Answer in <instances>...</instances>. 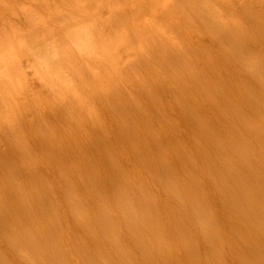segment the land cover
<instances>
[{
	"label": "bare ground",
	"instance_id": "bare-ground-1",
	"mask_svg": "<svg viewBox=\"0 0 264 264\" xmlns=\"http://www.w3.org/2000/svg\"><path fill=\"white\" fill-rule=\"evenodd\" d=\"M0 6V264H264V0Z\"/></svg>",
	"mask_w": 264,
	"mask_h": 264
},
{
	"label": "rangeland",
	"instance_id": "rangeland-1",
	"mask_svg": "<svg viewBox=\"0 0 264 264\" xmlns=\"http://www.w3.org/2000/svg\"><path fill=\"white\" fill-rule=\"evenodd\" d=\"M0 7H3V6H0ZM31 76V75H30ZM29 76V77H30ZM35 84H37V82L35 81ZM143 154H145L146 155V153L145 152H143ZM148 156H150L149 154H147ZM146 158H147V156H146ZM205 169H204V164H202V166H201V173H198L197 174V180L200 182V183H202V185H204V187H205V189H202L201 191V193H202V196H203V199H205V204H206V206L208 205L209 207H210V205H211V207L209 208L208 206H207V208L206 207H204V209H202V210H207L208 208H209V210L211 209V210H213V212H215V214L212 212V214H213V220H215V222H216V225H217V229H219V225H221L222 223L224 224L225 223V220H221V219H217L216 217H217V213L216 212H221V214H220V216H223V214L225 213V212H223L222 211V208L223 207H217V209L214 207V205H216V202H218V198L216 197V195H215V192H216V190H217V187L214 185V184H212V183H215L214 181H212V178H210V176H209V173H207L208 171H204ZM246 174V173H245ZM247 176V175H246ZM252 179L253 180V177L252 176H250L249 177V179ZM248 179V178H247ZM147 180H148V177H147ZM149 181H150V179H149ZM232 186V185H231ZM164 190H165V188H164ZM210 191V192H209ZM164 192V191H163ZM163 192L161 191L160 192V195H162V196H164L163 195ZM207 194V195H206ZM201 195H200V197H202ZM205 197V198H204ZM217 198V199H216ZM167 201H168V203H167ZM167 201H166V199H164V197L162 198V203H161V205L163 204H165L166 205V207H169V209L167 210L166 209V211L168 212V211H173L174 213H175V219H176V222H177V224H179L180 225V223L183 221V219H186V220H188L189 219V217H191V216H194L193 218H196L195 217V214L193 215L191 212H193V211H191L190 209H185V208H175L174 206H175V204H174V199H173V197L171 196L170 198H167ZM258 201H262V200H258ZM264 201V200H263ZM206 208V209H205ZM213 208V209H212ZM205 211H202V213L203 212H205ZM223 213V214H222ZM207 220L205 221V222H208V225L209 224H211V220H210V214H208V216H207ZM222 221V222H221ZM192 222V221H191ZM190 222H188L187 221V223H186V226L187 227H192L193 225L194 226H196L195 227V229H194V232H195V234L199 231H197V227H198V223H195L194 224V220H193V222L192 223H190ZM234 223H236V222H234ZM197 224V225H196ZM189 225V226H188ZM189 227V228H190ZM199 228V227H198ZM217 229H215V230H217ZM120 230L122 231L123 230V233H126V232H128V231H125V228H124V226H121V228H120ZM196 230V231H195ZM120 231V232H121ZM125 231V232H124ZM211 233H213V232H211ZM128 234V233H127ZM227 234V236H228V233H226ZM220 241H222V243H220ZM204 244V243H203ZM222 245H223V239H222V237H221V239L218 241V243H217V247H220V248H222ZM204 246H205V244H204ZM189 247V246H188ZM206 247V246H205ZM198 249V248H197ZM196 249V250H197ZM206 250H208L207 249V247H206ZM201 251V250H200ZM196 252H198V250L196 251ZM224 252L226 253V264H237V262L234 260V259H232V257H231V255H230V253H229V249L227 248V247H225L224 248ZM228 255H230V257H227ZM214 256V255H213ZM201 259H203V256H201ZM117 259L115 258V256L113 257V259H112V261L114 262V261H116ZM185 260V259H184ZM249 261H251V263H252V259H249ZM223 264V263H222ZM243 264H247V262H246V260L243 262Z\"/></svg>",
	"mask_w": 264,
	"mask_h": 264
}]
</instances>
